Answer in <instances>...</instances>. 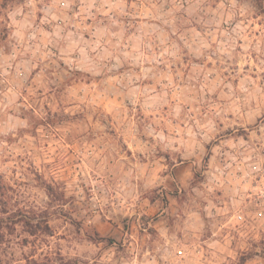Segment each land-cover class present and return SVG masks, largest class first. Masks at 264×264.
I'll list each match as a JSON object with an SVG mask.
<instances>
[{
    "label": "rangeland",
    "instance_id": "374dc122",
    "mask_svg": "<svg viewBox=\"0 0 264 264\" xmlns=\"http://www.w3.org/2000/svg\"><path fill=\"white\" fill-rule=\"evenodd\" d=\"M0 264H264V0H0Z\"/></svg>",
    "mask_w": 264,
    "mask_h": 264
},
{
    "label": "built area",
    "instance_id": "2783aa9c",
    "mask_svg": "<svg viewBox=\"0 0 264 264\" xmlns=\"http://www.w3.org/2000/svg\"><path fill=\"white\" fill-rule=\"evenodd\" d=\"M262 192L260 194H263ZM256 205H260V202H256ZM257 215L259 217L263 216V211L257 212ZM233 218L236 220V222H243L245 220L244 214L241 212H237L236 214H234ZM180 252L182 253L183 251L180 250Z\"/></svg>",
    "mask_w": 264,
    "mask_h": 264
}]
</instances>
